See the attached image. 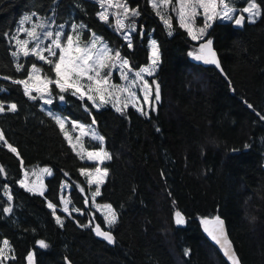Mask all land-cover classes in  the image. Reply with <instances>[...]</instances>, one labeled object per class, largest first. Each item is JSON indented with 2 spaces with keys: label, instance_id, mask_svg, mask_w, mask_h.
I'll use <instances>...</instances> for the list:
<instances>
[{
  "label": "trees",
  "instance_id": "1",
  "mask_svg": "<svg viewBox=\"0 0 264 264\" xmlns=\"http://www.w3.org/2000/svg\"><path fill=\"white\" fill-rule=\"evenodd\" d=\"M123 1L138 13L128 21L136 27L131 42L115 28L113 12L100 17L98 0H0V247L5 240L11 247L2 264H27L30 255L35 264H229L203 229L214 217L225 219L242 264H264V0H255L261 9L255 21L246 17L236 27L216 20L198 40L174 12L169 32L149 0ZM249 1L229 3L239 14ZM27 13L68 27L83 23L86 39L92 31L103 35L136 69L150 62V38L157 41L160 101L149 115L134 106L96 108L74 88L47 85L49 107L94 124L104 139L86 142L111 156L103 160L107 174L95 199L113 205L112 225L91 205L94 186L81 171L95 162L76 153L41 90L18 83L35 64L47 82L55 78L33 42L28 49L18 43ZM204 40L212 41L222 70L192 60ZM12 104L15 111L8 110ZM36 166L52 169L41 193L21 183ZM63 181L70 215L61 209ZM177 212L183 224L175 223ZM97 225L115 242L97 235Z\"/></svg>",
  "mask_w": 264,
  "mask_h": 264
},
{
  "label": "rangeland",
  "instance_id": "2",
  "mask_svg": "<svg viewBox=\"0 0 264 264\" xmlns=\"http://www.w3.org/2000/svg\"><path fill=\"white\" fill-rule=\"evenodd\" d=\"M103 4V9L100 12V17L101 13H103L107 19L109 18V15L113 12L115 17H114V25L115 28L122 34L124 35L125 32H129L131 34V30H135V25H131L128 27V21L131 19L134 15L132 14V9L127 6V4L123 0H98ZM150 3L156 8V10L160 13L163 22L166 24V26L169 29V32H171L170 29V20L169 18L172 16V13L174 12L179 23L181 26H183L189 34L192 35L195 34L198 39H202L204 37V34L206 31H208L209 27L205 28V22H206V16L203 14V10L199 9L195 14H193L191 7L188 4V0H183V9H182V2L181 0H149ZM255 3L258 6L259 12L261 13L260 6L255 0H250L245 7H248L250 3ZM125 7L128 9L127 13L125 12ZM232 7V6H231ZM244 7V8H245ZM236 11L237 9L233 7ZM243 8V9H244ZM181 9L183 10V21L181 20ZM242 9V10H243ZM241 10V13L245 15L248 19V21H255L259 15H252V19H249V13H243ZM217 11L219 12L220 9L218 8ZM233 14V20L236 19L237 14ZM255 9L253 10V13H255ZM209 14H211L209 12ZM25 17H31L29 20H25ZM203 17V18H200ZM106 20V19H104ZM218 20H225L222 18H217L211 21H208L210 26L214 21ZM226 21V20H225ZM228 21V20H227ZM121 24L123 27H121ZM55 27V28H54ZM20 42L27 41L28 43L25 45L26 48L28 49V46L30 45L31 42H33V49H36L37 44H39V48L37 51L40 52V54L44 55L47 57L48 60L54 59V63L58 60L59 55L61 54V50L63 47L67 46V37L71 36L73 38V44H72V49L80 48L81 50L85 49L86 47L91 46L92 42L95 41V47L91 48V51L93 52V60L96 59V57L99 55L100 50L104 49L105 47L107 49H110L111 51L108 52L103 60L104 63L109 64V65H114L113 67H106L100 70L99 76H95V73H90V75H93L95 79L93 81H89L87 77H84L78 81V85L82 86L81 91L79 93L84 97V93L86 94V98L96 107V108H101L107 105H112L113 107L117 109H121L122 107L127 108L128 106H134L137 108L141 113L145 115H149L151 110H156L158 107L159 101H155L154 96H155V82H154V77L155 74L158 70V65L160 61V50L157 44L156 39L153 37L150 38L149 41V46H150V62L147 65L142 66L139 69L133 68L129 61L128 65H123L122 66V60L126 59L120 55V58L117 59L115 57V53L117 51L114 50V48L110 45L108 40L101 34L92 31L90 34L89 38L84 37V29L85 25L83 23H74L71 24L69 27L63 23V24H56L55 20L52 18H49V16L44 17L35 13H27L20 21ZM33 28H35L36 35L39 37L38 40H34L31 36L28 35V31H31ZM204 29V33H200V29ZM191 29V32L189 31ZM51 32L53 35L51 37H48L46 33ZM126 35H124L125 37ZM59 37L61 48H57L52 41ZM47 38H50V42L48 45H45V40ZM152 41L156 42V47L158 50L159 54V60L158 64L155 67V70L152 72L151 75L148 73H142L143 80L138 79L135 76L136 72H139L141 69L145 67H149L151 65L152 61V53H153V45ZM203 43V42H202ZM21 45H24L21 43ZM203 44H201L202 46ZM51 48L52 51L56 52V56H52L50 53L48 55H45V49ZM24 50H26L24 48ZM200 52H201V47H200ZM82 54V53H81ZM67 56V54H65ZM72 55H77L73 51ZM52 56V57H51ZM112 57L111 59H108L107 57ZM54 63H53V68H54ZM91 63V61H90ZM36 68L39 71H33V68H31L30 75L27 80L28 85H33V86H27V90H41V93L43 96L47 99L46 103L48 105L47 111L48 113H51V115L56 119L59 118L60 121H63V129L65 131L66 128H68L67 131H65V134L67 135L69 141H71V145H75V148L73 149L76 151V153L81 157L83 156L85 160H89L90 162H95L94 168L92 169L91 166L83 167V170H86V172L90 173L91 175H87L89 180L93 178H98V176L102 175L103 182L106 178V175H103V160L102 162L100 160H94V159H89L88 158V153L89 152H101V155L103 156L104 153V146L101 147L100 149H94L90 148L87 145L86 138H91L93 140H97L98 142H103L104 140H99L96 138V136L101 137L100 133L97 131L96 127L93 124L90 123H84L82 121L74 120L71 119L68 116L63 115L61 112L53 110L51 107H49L48 101H51V96H50V89L49 86H47L49 83L46 81V77L41 73L40 69L41 67L37 64H35ZM122 72L127 74V79L123 78ZM110 73V75H108ZM107 75L108 77V82L105 84L101 82L100 84H97L95 81L100 80L103 81L104 77ZM31 77V78H30ZM57 79L56 75L55 78L52 79V81H55ZM144 81H147V92L145 90V85ZM71 83V81H69ZM115 86V87H113ZM47 87V88H45ZM75 89V88H74ZM99 89V91L97 90ZM124 89H127L126 91ZM76 90V89H75ZM132 93L135 94V96L131 95ZM148 95L149 97V102L144 101V96ZM101 95H103V99H101ZM89 97H92V99H89ZM127 105V106H125ZM143 108V111L140 109ZM57 120V119H56ZM82 126V127H81ZM99 167L101 169V173L97 174L95 172V169ZM47 169V171H45ZM81 169V170H82ZM52 169L49 166H36L30 168L27 172L24 178L21 180L23 181V185L26 187H31L34 189H40L44 186L45 183V177L51 175ZM84 174V173H83ZM86 175V174H85ZM102 182V183H103ZM101 184L97 185L95 183H91L94 187L91 188V205L95 207L98 211H100L105 219L107 225H112L108 223V220L110 219L109 216V209L106 207L108 205H111V208L113 210L114 207L111 203L108 202H100L97 201L93 194L96 192L97 188L100 187ZM33 185V186H32ZM63 191L61 192V201H62V206L61 209L68 215L71 213V205H70V199L68 195V185L66 181H63ZM65 207H67L68 211H65ZM116 213V211H115ZM57 218H59V222L61 223L63 220V216H59V214H56ZM117 216V213H116ZM4 247V245H3ZM6 255L3 258L5 261L8 259L11 255V247L8 244V247L5 249Z\"/></svg>",
  "mask_w": 264,
  "mask_h": 264
},
{
  "label": "snow or ice",
  "instance_id": "3",
  "mask_svg": "<svg viewBox=\"0 0 264 264\" xmlns=\"http://www.w3.org/2000/svg\"><path fill=\"white\" fill-rule=\"evenodd\" d=\"M165 2H167V0H165ZM182 2V9H183V0H181ZM188 4L192 9L193 14H195L197 12V10L202 9L203 10V14L206 16V22H205V28L210 27V24L208 23V21L217 19V18H222L225 20H232L233 19V14L235 13V9L233 7H231L229 0H188ZM155 6V4H154ZM220 9V11L218 12L217 9ZM181 9V20L183 21V10ZM256 10L255 13H253V10ZM128 9L125 7V12L127 13ZM243 13H249V19H252V15H259V9L258 6L253 2L250 3L248 7H245L243 10ZM209 12L211 14H209ZM132 14L133 15H137L138 13L135 10H132ZM101 18L102 19H107V17L101 13ZM25 20H29L31 19V17H25ZM244 20V15L240 14L239 16L236 17L235 19V23L237 25L241 24ZM121 27H123V25L121 24ZM189 31L191 32V29H189ZM201 34L204 33V29H200L199 30ZM28 35L31 36L34 40H38L39 37H37L36 35V31L35 28H33L31 31H28ZM46 35L48 37H51L53 35V33L48 32L46 33ZM126 40H130V36H125L124 37ZM193 39H197L198 37L193 34L192 35ZM67 46L63 47L61 50V54L59 55L58 60L54 63L52 60H48L47 57H45L44 55L40 54L39 51H37V49L39 48V44H37L36 49H33L32 51L34 52L35 55H37L39 57L40 60H44L49 64H53L54 63V72L55 75L57 77V79L55 81L49 80L47 83H55L57 85V87L60 88L61 91H66L68 88H75L77 92L81 91V87L80 85H78V81L84 77H87V79L89 81H93L95 79V77L93 75H90V73H95V76H99L100 74V70L106 67H113L114 65H109L103 62L106 54L108 52H110V49H107L106 47L102 50H100L99 55L96 57L95 60H93V52L91 51V48L95 47V41L92 42L91 46L86 47L85 49L81 50L80 48H76V49H72V44H73V38L71 36L67 37ZM18 43H22L24 45H26L28 42L27 41H23V42H19ZM52 43L57 47V48H61V44H60V40L59 37H57L56 39H54L52 41ZM211 44L212 41L208 40L205 44H203L201 46V55H197V59H202L204 60L206 63H211V64H215L217 66H219V61L216 58V54L214 51H212L211 49ZM152 45H153V53H152V61H151V65L149 67H145L143 69H141L139 72L135 73V76L140 79L143 80V76L142 73H148L149 75L152 74V72L155 70V67L158 64V60H159V54H158V50L156 47V42L152 41ZM131 43H129L128 47H131ZM205 49L207 51H205ZM46 51H48L52 56H56V52L52 51L51 48H47L45 49ZM73 51L75 53H77V55H72ZM82 53V54H81ZM25 55H28V50H25L24 52ZM67 54V56L65 55ZM13 55H16V53H13ZM115 57L117 59L120 58V53L116 52L115 53ZM108 59H111L112 57H107ZM91 61V63H90ZM123 65H128V60L127 59H123L122 60V66ZM19 67V66H18ZM33 71H39L35 65L32 66ZM110 75V73L108 74ZM123 78L127 79V74L123 73ZM31 78V77H30ZM69 81H71V83H69ZM97 84H100L101 82L103 83H107L108 82V77L107 75L104 77L103 81L100 80H96L95 81ZM18 83L24 84L25 87L27 88V81H18ZM144 85H145V90L147 92V81H144ZM115 87V86H113ZM39 90V89H38ZM99 91V89H97ZM125 91L127 89H124ZM131 95L135 96L134 93H132ZM103 95H101V99H103ZM33 99H35V97H33ZM60 99H63V97L61 96ZM89 99H92V97H89ZM144 101L145 102H149V97L146 94L144 96ZM155 101H159L160 100V89H159V84L155 85V96H154ZM48 103H51V101L49 100ZM127 106V105H125ZM16 109V105L12 104L10 106H8V110L9 111H15ZM118 111L120 109H117ZM141 111H143V108L140 109ZM5 111V105L3 103H0V112ZM147 114V113H145ZM49 115H51V113H49ZM57 122L60 123L61 127H63V121H60L59 118H56ZM82 127V126H81ZM97 139L99 140H103V137H99L96 136ZM4 140V135L3 132L0 131V141ZM71 143V141H69ZM73 147L75 148V145H73ZM9 148H11V145H9ZM11 150L13 152L16 151L15 148H11ZM103 150H101L102 152ZM101 152H89L88 158L89 159H94V160H100L102 162V159H111V156L107 153H103V156L101 155ZM84 157L81 156V159H83ZM0 171H2V168H0ZM47 171V169L45 170ZM82 173L86 174V175H91L90 173L86 172V170H81ZM95 172L97 174L101 173V169L99 167H97L95 169ZM107 174V169L103 170V175ZM103 182V178L102 175L98 176V178H93L89 180V183H95L97 185L101 184ZM21 183H23V181H21ZM94 196H98L100 195V191L99 188H97L96 192L93 194ZM50 207H52V205H49ZM109 209V216L110 219L108 220L109 224L115 223L117 216L115 213V210H113L111 208V205L106 206ZM65 211H68L67 207H65L64 209ZM5 211L10 212L11 208L5 209ZM216 223L219 225V235H213L212 239L215 240L217 243H221V238L224 237V230H223V221L219 218L216 217L215 218ZM57 222H59V218H57ZM185 221L183 219V216L181 213L177 212L176 213V217H175V223L177 224H183ZM96 231H97V235H100L102 237H104L109 243H114V237L111 235L110 232H105L100 230L99 225H97L96 227ZM4 247H0V264H2L3 258L6 255L5 249L8 247V241H4L3 242ZM39 244L42 247H47V245L45 244L44 241H40ZM223 248L224 251L227 255H229V257L231 259H233V264H239L238 260L235 259V253L231 250L230 247V242L226 241V239L224 240L223 243ZM31 255L29 256V259L31 260Z\"/></svg>",
  "mask_w": 264,
  "mask_h": 264
},
{
  "label": "water",
  "instance_id": "4",
  "mask_svg": "<svg viewBox=\"0 0 264 264\" xmlns=\"http://www.w3.org/2000/svg\"><path fill=\"white\" fill-rule=\"evenodd\" d=\"M240 15V14H239ZM238 15V16H239ZM246 21V17L244 16V20L241 24L237 25L235 22H234V26L236 27H241L243 26V24L245 23ZM208 40H205L203 41V44H205ZM211 49L212 51L215 52L216 54V58L217 60L219 61V58H218V55H217V52L216 50L214 49L213 45L211 44ZM205 51H207L205 49ZM202 53L201 52H198V53H194L192 54L191 58L192 60L197 63V64H202V65H214L216 66L219 70H222L221 69V65H220V61H219V66L215 65V64H211V63H206L204 60L202 59H197V55H201ZM215 218H210L208 219L204 224H203V229H204V232L207 236V238L209 239V241L218 249V251L220 252V254L225 258V260L229 263V264H233V259H231L229 257V255H227L224 251V248H223V243H224V240L226 239V241L230 242V247H231V250L235 253V259L238 260L239 264H242L241 263V260L239 258V255L234 247V244L229 236V232H228V227H227V223L225 221V219H223L222 217H219L224 223H223V230H224V237L221 238V243H217L215 240L212 239V236L213 235H219V225L216 223L215 221ZM32 257V256H31ZM27 264H35V259L32 257L31 260L28 258L27 260Z\"/></svg>",
  "mask_w": 264,
  "mask_h": 264
},
{
  "label": "crops",
  "instance_id": "5",
  "mask_svg": "<svg viewBox=\"0 0 264 264\" xmlns=\"http://www.w3.org/2000/svg\"><path fill=\"white\" fill-rule=\"evenodd\" d=\"M84 96L86 97V94L84 93ZM94 125V124H93ZM95 126V125H94ZM96 127V126H95ZM33 186V185H32ZM26 187V186H25ZM27 188H30L31 190H33L34 192H38V193H41V192H43L45 189H46V186H45V184H44V186L42 187V188H40V189H34V188H31V187H27Z\"/></svg>",
  "mask_w": 264,
  "mask_h": 264
}]
</instances>
